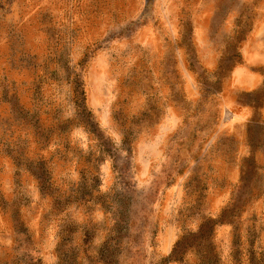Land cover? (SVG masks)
I'll list each match as a JSON object with an SVG mask.
<instances>
[{
    "label": "rangeland",
    "instance_id": "374dc122",
    "mask_svg": "<svg viewBox=\"0 0 264 264\" xmlns=\"http://www.w3.org/2000/svg\"><path fill=\"white\" fill-rule=\"evenodd\" d=\"M0 264H264V0H0Z\"/></svg>",
    "mask_w": 264,
    "mask_h": 264
}]
</instances>
